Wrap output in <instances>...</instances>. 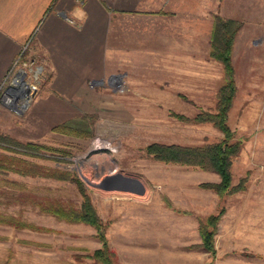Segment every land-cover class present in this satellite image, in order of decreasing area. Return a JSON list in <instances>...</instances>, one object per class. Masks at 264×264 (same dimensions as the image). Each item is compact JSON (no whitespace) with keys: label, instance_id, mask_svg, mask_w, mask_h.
Segmentation results:
<instances>
[{"label":"rangeland","instance_id":"374dc122","mask_svg":"<svg viewBox=\"0 0 264 264\" xmlns=\"http://www.w3.org/2000/svg\"><path fill=\"white\" fill-rule=\"evenodd\" d=\"M219 2L215 12L213 2L207 1L212 24L219 9L231 12V0ZM252 6L247 24L251 43L245 49L239 45L231 58L236 91L226 118L231 140L242 144L232 160L231 185L242 182L243 188L218 195L203 186L218 182L217 173L165 163L145 151L152 143L202 145L222 138L211 122L189 120L201 111H216L217 93L224 82L222 63L214 59L222 66L220 78L193 81L195 87L184 96L174 94L166 75L155 80L152 60H142L140 66L128 68V76L117 72L90 82L79 114L77 110L58 123L83 119L71 130L59 131L58 124L37 125L29 117V103L16 112L0 105V134L44 145V154L55 158L17 156L68 170L84 183L103 224L104 238L88 224L59 220L33 204L37 198L50 197L78 206L82 198L73 182L0 172V216L41 227L0 223V264H102L92 255L104 243L114 264H264V1L254 0ZM28 47L16 60L35 59L31 74L40 66L36 78L31 76L36 93L48 73L43 60L30 54ZM1 153L14 155L0 149ZM111 171L138 179L145 192L92 185ZM221 210L212 254L202 245L199 227Z\"/></svg>","mask_w":264,"mask_h":264},{"label":"crops","instance_id":"0c3cea01","mask_svg":"<svg viewBox=\"0 0 264 264\" xmlns=\"http://www.w3.org/2000/svg\"><path fill=\"white\" fill-rule=\"evenodd\" d=\"M207 1L0 0V85L28 44L48 73L28 104L29 117L44 128L79 114L90 82L117 72L128 76V68L142 60H152L155 80L166 75L174 94L185 96L193 81L222 76V66L209 56ZM211 1L216 12L222 0ZM231 1V12L219 13L242 22L234 60L239 45L245 49L251 43L247 24L254 0Z\"/></svg>","mask_w":264,"mask_h":264},{"label":"trees","instance_id":"16d2710c","mask_svg":"<svg viewBox=\"0 0 264 264\" xmlns=\"http://www.w3.org/2000/svg\"><path fill=\"white\" fill-rule=\"evenodd\" d=\"M241 25L242 22L239 20L223 18L218 14L213 15L209 56L221 62L224 71V82L217 93L216 111H201L190 119L181 115L177 116L180 119H189L193 122H211L221 131L222 138L216 142L202 145L152 143L145 148L146 153L156 160L165 163L197 166L203 170L217 173L219 176L218 182L205 183L203 186L213 189L218 195L243 188L242 182L238 185H231L232 160L239 154L242 144L239 139L235 141L231 140L233 138V133L226 122L227 113L236 91L234 69L231 63V52L234 37ZM81 122H83V119H75L71 122L68 121L63 124H58L55 129L59 131L71 130L75 127V124ZM75 128H77V125ZM44 148V145L29 142L24 143L8 135L0 134V149L14 153V155H7L5 153L0 154V172H13L25 176H45L73 182L82 198L78 206H74L61 199L50 197L37 198V200L33 201V204L40 212L53 215L59 220H64L66 222H81L94 227L99 233V236H101V239L104 240V238H102L103 224L91 203L84 183L79 177L68 170L49 168L21 157L55 158L53 156L48 157L44 154ZM18 154L21 156H17ZM222 212L223 210L215 215H209L204 222L200 223L199 227L202 245L205 250L212 254L215 252L213 245L214 228H216V224ZM0 223H6L20 228H41L21 221L19 218L13 216H0ZM209 226L212 227L210 230L208 229ZM92 256L95 260L101 261L102 264H114L111 260L106 243H104L100 249L95 250Z\"/></svg>","mask_w":264,"mask_h":264},{"label":"built area","instance_id":"2783aa9c","mask_svg":"<svg viewBox=\"0 0 264 264\" xmlns=\"http://www.w3.org/2000/svg\"><path fill=\"white\" fill-rule=\"evenodd\" d=\"M25 47L26 46L23 47L19 57L25 50ZM18 59L15 60L13 66L8 71L0 85V102L9 108H12L15 112L20 111L21 108L25 107L35 94L36 86L31 80V76L36 78L37 73L40 70V66H36L33 70L34 73L31 74L30 72L32 71V68L30 65L34 64L35 59ZM17 63L21 64V66H18V69L15 72Z\"/></svg>","mask_w":264,"mask_h":264},{"label":"water","instance_id":"95a60500","mask_svg":"<svg viewBox=\"0 0 264 264\" xmlns=\"http://www.w3.org/2000/svg\"><path fill=\"white\" fill-rule=\"evenodd\" d=\"M96 175L99 176V174ZM92 185L105 190H120L137 194L145 192V187L138 179L113 171L104 176L98 183H93Z\"/></svg>","mask_w":264,"mask_h":264}]
</instances>
